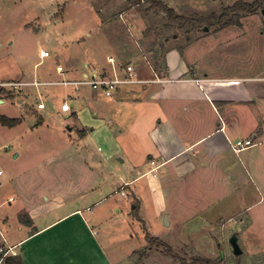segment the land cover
Wrapping results in <instances>:
<instances>
[{
  "label": "rangeland",
  "instance_id": "obj_1",
  "mask_svg": "<svg viewBox=\"0 0 264 264\" xmlns=\"http://www.w3.org/2000/svg\"><path fill=\"white\" fill-rule=\"evenodd\" d=\"M164 1L176 12L190 15L207 14L211 10L219 12L221 7L236 0ZM128 5L126 0H0V82L80 80L84 77L83 70L90 72L95 68L102 72L110 69L108 61L107 67L90 61L86 68L82 64L86 48H82L80 39L87 41L86 30L95 34V26L101 27L102 23L107 39L126 41V46L112 45L120 57L114 58L119 64L132 60L136 67L153 65L146 52L148 39L156 38L155 48L158 49L165 38L164 48L189 46L185 57L189 63L201 68L239 76L264 74L263 8L241 16L239 25L204 31L203 27L192 29L191 26L163 30L162 25L169 19L160 9L149 8L148 2ZM148 29L151 36L147 37L143 32ZM40 46L49 50V57L40 59ZM58 65L62 67V73L57 71ZM0 89H3L0 113L22 119L13 127L0 124V218H8L6 222H0V232L7 243L29 230L20 222L25 218L24 205L32 198L38 197L34 205L36 213L49 212L44 219H52L71 209L75 205L74 198L83 194L78 206H92L82 214L89 219L90 227L98 233L97 238L104 246L109 245L122 256L127 255L129 248H136L130 253L129 264H199L201 259H208L211 264H264V216L259 220L263 228L260 233L262 245L256 232L247 226L250 217L236 208H243L247 202L255 200L254 193L244 195L245 191L250 193L255 189L252 182L247 181L220 202L221 206H228L227 215H213L218 209L208 206V209L197 208L194 214L187 215L179 209L188 202H195L194 191L186 183L182 184L184 178L169 175L166 182L169 223H165L166 214H163L157 219L148 215L145 224L131 215L132 205L127 197L131 195L130 190L127 189L126 197L119 193L125 184L121 186L125 172L119 168L120 164L114 161L117 168L101 169L102 164L93 147L96 141L91 139L89 143L85 135L81 137L77 133L80 127L72 113L79 118L84 109L87 118L94 116L93 104L89 103L91 96L88 93L92 90L89 86L80 85L78 91L74 85L62 84L4 85ZM63 99L73 103V112H59ZM38 102H43L45 108L38 109ZM242 164L240 159L234 163L237 169ZM98 170H102L99 172L101 181L93 178ZM78 177L84 179L82 183ZM177 186L180 188L176 199L179 206L171 209V192L177 190ZM196 186L195 192L200 193L202 185ZM93 187L98 190L91 192ZM42 195L50 196V199H42ZM52 195L59 200L62 198L63 202L66 200L65 207L56 210L50 206L55 199ZM99 195H104L105 199L93 205L94 198ZM9 197L14 201L8 200ZM215 203L219 205V202ZM95 215L100 216L98 221L92 219ZM241 219L243 224L240 225ZM146 234L155 240L148 242ZM232 235H236L242 249L238 255L232 251L229 241ZM0 243H4L2 238ZM168 249L177 258L167 254Z\"/></svg>",
  "mask_w": 264,
  "mask_h": 264
},
{
  "label": "crops",
  "instance_id": "obj_2",
  "mask_svg": "<svg viewBox=\"0 0 264 264\" xmlns=\"http://www.w3.org/2000/svg\"><path fill=\"white\" fill-rule=\"evenodd\" d=\"M102 24L98 28L95 26V34L90 29L86 30L87 41L80 39V45L86 48L82 50L85 68L88 61L107 67V55L116 60L120 58L112 45L126 46L125 40L107 39ZM136 42L138 45L139 41ZM178 47H165V66L159 69L145 63L136 67L132 60H126L124 63L132 64L138 78L148 82L123 85L111 96L92 89L88 95L91 96L89 103L93 104L94 116L87 118L85 110H81L80 117H76L78 126L87 130L85 138L89 143L91 139L96 141L93 147L102 164L101 169L116 167L114 161L120 164L119 168L125 172L121 186L126 184L124 195L119 193L126 197L127 189L130 190L131 195L127 197L132 212L137 205L138 219L145 224L149 216L157 219L166 214L167 220L170 216L166 194L169 175L184 178L182 184L186 183L194 191L195 202H188L179 209L187 215L197 208L208 209L207 206L218 209L213 215H227L228 206H221L220 202L239 186L252 182L255 189L250 193L245 191L244 195L247 197L254 193L255 200L247 202L243 208H236L250 217V225L247 226L256 232L263 245L260 233L264 229L259 220L264 216V74L239 76L209 67L201 68L189 63L185 57L189 46L181 51ZM127 56L130 57L129 54ZM145 69L148 71L144 72ZM85 73L83 70V76ZM252 137L255 145L240 151L233 149L235 141ZM237 159L244 163L239 169L234 165ZM100 171L94 172L95 181L96 178L101 181ZM77 179L81 180V177ZM199 184L202 185L201 191L196 193L195 188ZM178 187L171 192V209L179 206L176 201ZM96 188L90 191L96 192ZM41 198L49 200L50 196L42 195ZM83 198V194L76 196V206L52 219H44L49 212L36 213L34 205L38 197L36 200L32 198L27 201V206L24 205L25 218L20 222L29 230L8 243L1 233L4 243L0 246H14L25 264H129L130 253L136 248H129L127 255L122 256L109 245L104 246L97 238L98 233L90 227L89 219L82 214L92 206H78V201ZM10 199L14 201L12 197ZM61 199L55 198L50 206L56 210L64 208L66 200L63 202ZM104 199V195H99L94 198L93 205ZM0 219L3 223L8 218ZM92 219L98 221L100 216L95 215ZM239 224H243L242 219Z\"/></svg>",
  "mask_w": 264,
  "mask_h": 264
},
{
  "label": "trees",
  "instance_id": "obj_3",
  "mask_svg": "<svg viewBox=\"0 0 264 264\" xmlns=\"http://www.w3.org/2000/svg\"><path fill=\"white\" fill-rule=\"evenodd\" d=\"M128 2V6H139L141 3L148 2L149 8H157L160 9L161 12L169 19L168 22L162 25L163 30H168L172 27L176 29H183L185 26H191L192 29H196L198 27H203L204 31L206 30H219L223 29L232 24L239 25V18L245 14L255 13L259 8L264 9V0H253V1H244V0H236L232 4L225 5L221 7L220 11L211 10L207 14H190L183 15L181 13L176 12V10L168 5L164 0H126ZM177 24V25H175ZM151 31L145 30L143 33L145 36H151ZM162 32V31H161ZM177 34V32H175ZM165 39V38H164ZM164 39L160 43V47L157 49L155 45L157 44L156 38L148 39V47L147 53L156 68H161L164 62ZM188 39V36L185 40ZM146 43V40L144 41ZM181 51L183 46L178 47ZM153 54L151 55V53ZM3 89H0V93ZM73 117L76 118L75 113H72ZM22 119L20 117H9L5 114L0 113V124L3 126L13 127L20 124ZM86 129L80 128L77 130L79 136H84L86 134ZM133 216L138 219L137 215V205L133 208ZM145 239L150 242L155 239L150 237L148 234L145 235ZM167 254H170L173 258L175 255H172L170 250H167ZM177 258V257H176ZM199 264H211L208 259L198 260ZM0 264H25L22 256L19 253L14 255H6L2 257V252H0Z\"/></svg>",
  "mask_w": 264,
  "mask_h": 264
},
{
  "label": "built area",
  "instance_id": "obj_4",
  "mask_svg": "<svg viewBox=\"0 0 264 264\" xmlns=\"http://www.w3.org/2000/svg\"><path fill=\"white\" fill-rule=\"evenodd\" d=\"M50 56V52L47 48H41L39 52L40 59L46 58ZM107 61L110 63V69H103L102 72L97 71V69L92 68L90 72H86L84 77L80 80H67L62 79L58 81H6L0 82V86L8 85V86H20V85H34L38 86L40 84H62V85H74L75 89L78 91L80 85H87L93 90L101 91L105 96H111L119 87L123 85H131V84H143L148 82L147 80L139 79L135 69L133 68L131 63H123L119 64L115 62L113 56H108ZM59 73H62L63 69L60 65L56 67ZM196 81H198L196 79ZM44 103L38 102V109H44ZM73 106L68 100L63 99L59 105V112L68 114L71 113ZM255 139L247 138V139H239L233 143V149L235 151H240L242 149L248 148L250 146L255 145ZM1 173V172H0ZM126 184V183H125ZM121 187L119 192L121 195H124V186ZM11 200V199H10ZM1 234V232H0ZM4 240V239H3ZM14 246L6 245L0 246V252H2V257L6 255H14L16 251L14 250Z\"/></svg>",
  "mask_w": 264,
  "mask_h": 264
},
{
  "label": "water",
  "instance_id": "obj_5",
  "mask_svg": "<svg viewBox=\"0 0 264 264\" xmlns=\"http://www.w3.org/2000/svg\"><path fill=\"white\" fill-rule=\"evenodd\" d=\"M72 105H73V103H72ZM164 221H165L166 224H168L167 215H164ZM229 241L231 243L233 253L235 255L240 254L242 252V249H241V247L238 244L236 235H232L230 237V240Z\"/></svg>",
  "mask_w": 264,
  "mask_h": 264
},
{
  "label": "flooded vegetation",
  "instance_id": "obj_6",
  "mask_svg": "<svg viewBox=\"0 0 264 264\" xmlns=\"http://www.w3.org/2000/svg\"><path fill=\"white\" fill-rule=\"evenodd\" d=\"M232 247V246H231Z\"/></svg>",
  "mask_w": 264,
  "mask_h": 264
}]
</instances>
